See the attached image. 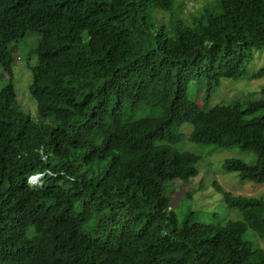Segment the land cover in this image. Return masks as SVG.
Here are the masks:
<instances>
[{"label":"trees","instance_id":"16d2710c","mask_svg":"<svg viewBox=\"0 0 264 264\" xmlns=\"http://www.w3.org/2000/svg\"><path fill=\"white\" fill-rule=\"evenodd\" d=\"M176 0H0V264H264V199L215 184L242 220L179 223L169 180L198 175L190 141L240 146L257 162L227 161L242 181L264 184V99L201 108L191 81L240 79L264 50V0H216L188 26L156 27L154 9ZM31 32L41 38L30 91L37 117L16 96L14 68ZM28 67V68H29ZM5 78V75L2 76ZM146 79L170 84L158 117L134 120ZM264 96V88L261 91ZM44 173L42 184L30 176Z\"/></svg>","mask_w":264,"mask_h":264},{"label":"rangeland","instance_id":"374dc122","mask_svg":"<svg viewBox=\"0 0 264 264\" xmlns=\"http://www.w3.org/2000/svg\"><path fill=\"white\" fill-rule=\"evenodd\" d=\"M216 0H176L173 12L154 9L152 19L156 27L165 28L168 33L172 31L173 20L180 19L186 25L193 27L194 19L201 14L204 7ZM41 34L31 32L21 44V57L26 54V61H16L13 83L16 96L27 115L37 117V102L32 97L30 87L32 84V72L29 67L37 65L38 43ZM29 67V68H28ZM5 75V78L2 76ZM9 75L4 69H0V90L9 82ZM264 88V50L257 51L254 59L247 67L244 76L240 79L223 78L219 86L211 92V97L206 100L209 90V79L191 81L188 84V97L201 108L212 110L219 104H233L240 102L244 106L250 101L264 99L261 91ZM171 97L170 84L165 81L146 79L142 89L133 103L134 120L146 117H158L164 113V106ZM264 114V110L245 120L254 119ZM193 126L183 125L180 132L185 136L184 140L175 146L180 151H188L197 154L200 158L197 163L198 175L189 180L174 179L165 183L164 195L169 201L179 223L190 219L195 223L222 224L229 221L242 220L240 210L229 208L224 195L218 192L215 184L231 192L236 196H249L264 199V184H255L242 181L239 174L229 172L226 169L227 161L242 160L253 165L257 162V155L253 151L245 150L240 146L220 148L215 144H198L191 142L189 137ZM246 241L255 242L257 247L264 249V239L257 237L249 231Z\"/></svg>","mask_w":264,"mask_h":264},{"label":"clouds","instance_id":"9594fccd","mask_svg":"<svg viewBox=\"0 0 264 264\" xmlns=\"http://www.w3.org/2000/svg\"><path fill=\"white\" fill-rule=\"evenodd\" d=\"M10 78V76H9ZM15 87V86H14ZM31 92V91H30ZM45 174L44 173H38V174H34L32 176L29 177L28 179V183L31 186H38L42 184V179L44 178Z\"/></svg>","mask_w":264,"mask_h":264}]
</instances>
